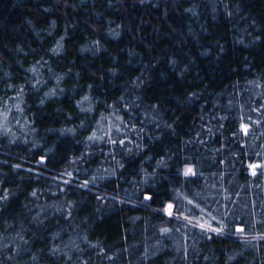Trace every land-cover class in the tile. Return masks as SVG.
I'll return each mask as SVG.
<instances>
[{
	"label": "trees",
	"instance_id": "1",
	"mask_svg": "<svg viewBox=\"0 0 264 264\" xmlns=\"http://www.w3.org/2000/svg\"><path fill=\"white\" fill-rule=\"evenodd\" d=\"M0 264H264V0H0Z\"/></svg>",
	"mask_w": 264,
	"mask_h": 264
},
{
	"label": "water",
	"instance_id": "2",
	"mask_svg": "<svg viewBox=\"0 0 264 264\" xmlns=\"http://www.w3.org/2000/svg\"><path fill=\"white\" fill-rule=\"evenodd\" d=\"M44 161H45L44 158L39 159V163H40V164H43ZM145 199L147 200V199H148V196H145ZM237 232H238V233H241V232H242V229H241V228L237 229Z\"/></svg>",
	"mask_w": 264,
	"mask_h": 264
},
{
	"label": "snow or ice",
	"instance_id": "3",
	"mask_svg": "<svg viewBox=\"0 0 264 264\" xmlns=\"http://www.w3.org/2000/svg\"><path fill=\"white\" fill-rule=\"evenodd\" d=\"M188 171L191 172V169H189ZM168 208H169V214H171V211H170L171 210V205H169ZM201 227H203V225H201Z\"/></svg>",
	"mask_w": 264,
	"mask_h": 264
},
{
	"label": "rangeland",
	"instance_id": "4",
	"mask_svg": "<svg viewBox=\"0 0 264 264\" xmlns=\"http://www.w3.org/2000/svg\"><path fill=\"white\" fill-rule=\"evenodd\" d=\"M166 212H169V209L168 208L166 209Z\"/></svg>",
	"mask_w": 264,
	"mask_h": 264
},
{
	"label": "built area",
	"instance_id": "5",
	"mask_svg": "<svg viewBox=\"0 0 264 264\" xmlns=\"http://www.w3.org/2000/svg\"><path fill=\"white\" fill-rule=\"evenodd\" d=\"M166 214H169V212H166Z\"/></svg>",
	"mask_w": 264,
	"mask_h": 264
}]
</instances>
